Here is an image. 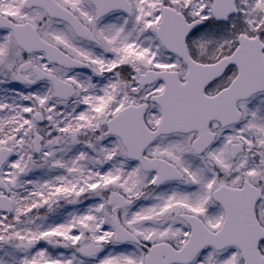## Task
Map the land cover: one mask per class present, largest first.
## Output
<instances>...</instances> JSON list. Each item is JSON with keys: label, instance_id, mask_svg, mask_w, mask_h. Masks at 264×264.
<instances>
[{"label": "snow or ice", "instance_id": "snow-or-ice-1", "mask_svg": "<svg viewBox=\"0 0 264 264\" xmlns=\"http://www.w3.org/2000/svg\"><path fill=\"white\" fill-rule=\"evenodd\" d=\"M0 264H264V0H0Z\"/></svg>", "mask_w": 264, "mask_h": 264}]
</instances>
